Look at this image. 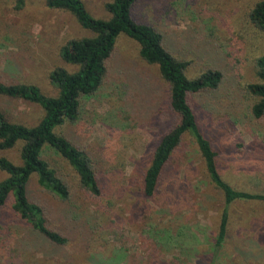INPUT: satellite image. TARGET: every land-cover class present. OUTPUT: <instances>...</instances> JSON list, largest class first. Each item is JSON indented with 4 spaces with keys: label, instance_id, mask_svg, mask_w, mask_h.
<instances>
[{
    "label": "rangeland",
    "instance_id": "rangeland-1",
    "mask_svg": "<svg viewBox=\"0 0 264 264\" xmlns=\"http://www.w3.org/2000/svg\"><path fill=\"white\" fill-rule=\"evenodd\" d=\"M107 1L82 0L96 18L108 16L102 7ZM252 1L136 0L132 17L165 35L174 56L189 62L187 76L205 62L222 69L220 88L192 100L201 132L218 149L221 174L233 188L264 193V121L248 114L250 100L241 90L254 79L251 59L264 54V34L244 19ZM87 34L69 13L47 9L43 0H0V70L9 80L52 92L48 73L75 69L59 57L63 40ZM165 102L155 70L138 58L131 40L119 36L108 82L87 102L79 122L57 128L96 159L105 210L76 190L62 158L45 152L66 180L73 204L43 191L34 175L27 192L45 204L51 225L67 231L70 242L56 247L32 233L12 212L9 198L0 206V264H264V203L230 204L225 239L214 246L223 199L188 136L156 194L148 200L138 195V175L148 165L155 134L174 121ZM0 110L26 125L41 116L37 105L19 98L0 96ZM18 146L0 150V156L18 163Z\"/></svg>",
    "mask_w": 264,
    "mask_h": 264
},
{
    "label": "trees",
    "instance_id": "trees-1",
    "mask_svg": "<svg viewBox=\"0 0 264 264\" xmlns=\"http://www.w3.org/2000/svg\"><path fill=\"white\" fill-rule=\"evenodd\" d=\"M136 0H109L102 7L106 18H96L85 8L82 0H43L47 9L69 13L87 35L72 36L63 40L58 54L62 61L73 65L51 70L48 83L52 92H45L30 82L9 80L0 70V96L19 98L37 105L41 116L33 125L9 120L0 110V150H9L17 143L18 163L0 156V206L11 198V210L34 234L48 244L64 247L70 235L64 229L51 225L45 204L28 195L27 183L32 175L37 185L57 201L71 206V193L66 180L58 175L47 159V151L62 158L75 178L76 190L94 203L100 212L105 210L104 180L97 161L81 144L57 130L63 124L74 125L86 112L87 102L95 98L111 74V60L115 55L119 36L136 45L138 58L151 66L165 94L167 110L174 121L155 134L149 150V162L138 175L137 192L151 199L164 181V169L171 158L183 147L189 137L200 156L209 182L222 196L223 207L219 214L214 246L226 236L234 202L264 203V193L233 188L222 176L215 144L201 132L192 100L216 92L225 80L220 67L205 62L199 72L189 77V64L172 53L165 35L154 25L132 17ZM244 19L257 33L264 34V0H254L244 12ZM254 79L241 86L242 94L250 100L248 114L257 122L264 121V54L251 59ZM127 260H124L126 264ZM206 263L209 260L206 259ZM163 264V263H161Z\"/></svg>",
    "mask_w": 264,
    "mask_h": 264
}]
</instances>
